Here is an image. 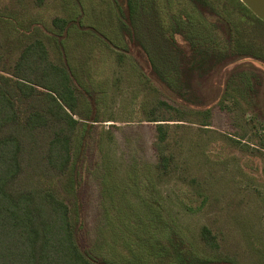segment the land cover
<instances>
[{
    "label": "rangeland",
    "instance_id": "rangeland-1",
    "mask_svg": "<svg viewBox=\"0 0 264 264\" xmlns=\"http://www.w3.org/2000/svg\"><path fill=\"white\" fill-rule=\"evenodd\" d=\"M127 1L130 22L115 0H0L6 93L15 99L13 65L41 40L70 75L74 117L91 124L78 132L81 247L114 264H169L175 235L214 264H264V24L239 0ZM196 44L211 55L192 70ZM154 116L181 120L166 123L168 172L152 150Z\"/></svg>",
    "mask_w": 264,
    "mask_h": 264
},
{
    "label": "trees",
    "instance_id": "trees-1",
    "mask_svg": "<svg viewBox=\"0 0 264 264\" xmlns=\"http://www.w3.org/2000/svg\"><path fill=\"white\" fill-rule=\"evenodd\" d=\"M115 8L121 20L126 17L130 22L131 5L127 0H115ZM64 23L60 19L53 21L61 30ZM135 26L132 23L131 32L137 34ZM128 36L126 45L131 41V35ZM200 45L192 70L202 69L211 55L209 48ZM215 54L219 58L222 55V59L225 55ZM244 57L245 53L236 54L225 58V63ZM12 78L14 100L0 79V264H114L83 249L79 242L84 225L79 190L86 133L83 130L78 137V132L81 124L87 132L91 124L74 117L78 103L69 73L49 60L45 45L36 39L19 54ZM4 82L7 84L6 79ZM159 104L173 109L164 102ZM182 104L189 107L187 102ZM148 121L155 125L152 150L157 167L168 172L174 159L166 154V123L181 120L154 116ZM200 125L208 126L205 122ZM174 236L167 242L173 256L169 264L215 263L197 256ZM200 237L206 246L217 248L208 228H201Z\"/></svg>",
    "mask_w": 264,
    "mask_h": 264
},
{
    "label": "water",
    "instance_id": "water-1",
    "mask_svg": "<svg viewBox=\"0 0 264 264\" xmlns=\"http://www.w3.org/2000/svg\"><path fill=\"white\" fill-rule=\"evenodd\" d=\"M264 23V0H239Z\"/></svg>",
    "mask_w": 264,
    "mask_h": 264
}]
</instances>
